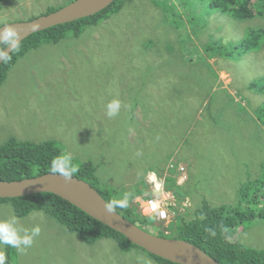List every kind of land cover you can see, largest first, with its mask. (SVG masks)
I'll return each instance as SVG.
<instances>
[{
  "label": "rangeland",
  "instance_id": "374dc122",
  "mask_svg": "<svg viewBox=\"0 0 264 264\" xmlns=\"http://www.w3.org/2000/svg\"><path fill=\"white\" fill-rule=\"evenodd\" d=\"M72 1L0 0V24L29 21ZM171 3L175 9L162 8ZM252 30L263 31L259 49H233L232 58L216 52ZM262 79L264 18L237 21L203 0L126 1L97 25L17 60L0 86V146L53 140L73 163L92 165L98 189L128 197L165 186L175 174L169 167L181 164L184 197L168 222L149 217L155 235L170 236V225L193 218L204 202L235 206L239 187L260 176L264 126L257 111L264 95L248 86ZM113 100L121 108L109 118ZM138 200L129 206L148 217ZM12 216L11 203L0 201V220ZM16 218L23 229L39 225L41 234L23 252L0 245L5 264H157L142 249L123 252L110 239L86 244L39 211ZM233 233L234 241L264 251V221L243 222Z\"/></svg>",
  "mask_w": 264,
  "mask_h": 264
},
{
  "label": "trees",
  "instance_id": "16d2710c",
  "mask_svg": "<svg viewBox=\"0 0 264 264\" xmlns=\"http://www.w3.org/2000/svg\"><path fill=\"white\" fill-rule=\"evenodd\" d=\"M126 1L130 0H115L108 8L94 16L59 25L24 39L20 42L19 50L11 54L12 59L0 65V86L4 82L6 73L27 52L36 49L41 44L56 43L63 39L66 33L78 35L84 26L97 25L100 21L108 19L109 16L117 14ZM176 1L181 3L190 0ZM203 1L207 2L209 9L216 10L237 21L250 20L255 17L264 18V0ZM166 7L169 8V11L175 9L173 3L170 6L168 4L162 6V8ZM57 9L59 8L49 9L45 14ZM262 38V30H252L238 42L229 43L226 46L216 44L218 47H215V50L222 57L232 58L234 56L233 49L238 52L259 49ZM248 89L264 95V79L251 82ZM257 118L264 126V101L257 111ZM57 143L49 140L35 144L15 142L10 139L5 145L0 146V181H18L53 173L51 171L52 161L61 156V150ZM73 164L78 169L73 176L90 184L107 203L124 197L123 191L114 188L110 190L98 189L96 187L98 179L94 174L95 169L90 163ZM165 186L168 191L177 196L178 200H182L184 192H182L181 187L183 186H176L172 176L166 178ZM145 193L146 189L142 194H140V190H135L128 197V203L136 196L139 197ZM0 201H9L15 216L19 218L26 217L32 212H42L53 218L67 231L76 233L81 241L86 244L91 245L102 239H110L123 252L137 248L122 235L53 194L41 193L14 199H0ZM115 211L141 229L152 234L155 233L156 227L150 220L151 218L141 216L137 209L130 207L129 204L127 208H117ZM256 220L258 222L264 221V166L259 177L239 187L235 206L212 207L208 202H204L201 208L194 212L193 218L186 220L181 217L175 224L170 225L172 230L170 236H164L162 233L158 236L189 242L220 264H264V251L252 249L233 239V230L238 225ZM146 226L149 229L145 228ZM9 249L10 247L7 246V250ZM148 255L157 264H173Z\"/></svg>",
  "mask_w": 264,
  "mask_h": 264
},
{
  "label": "water",
  "instance_id": "95a60500",
  "mask_svg": "<svg viewBox=\"0 0 264 264\" xmlns=\"http://www.w3.org/2000/svg\"><path fill=\"white\" fill-rule=\"evenodd\" d=\"M114 1L74 0L67 6L38 18L6 24L0 28L15 27L20 32L22 42L44 30L94 16L108 8ZM41 193L61 198L122 235L137 248L162 260L173 264H220L189 242L159 237L131 223L116 211L109 213L106 210L108 203L96 189L74 176L71 180H65L58 173H47L18 181H0V199H14Z\"/></svg>",
  "mask_w": 264,
  "mask_h": 264
},
{
  "label": "clouds",
  "instance_id": "9594fccd",
  "mask_svg": "<svg viewBox=\"0 0 264 264\" xmlns=\"http://www.w3.org/2000/svg\"><path fill=\"white\" fill-rule=\"evenodd\" d=\"M20 32L11 26L0 28V64L9 62L12 59V53L19 50L20 47ZM121 108L119 100H113L106 105V115L111 118L118 115ZM51 171L58 173L65 180H71L73 174L78 169L73 164V158L70 154H64L56 157L51 164ZM128 195L125 194L122 199L113 200L106 205V210L109 213H115L117 208L128 207ZM41 227L23 229L18 226V221L15 216L5 220H0V245H7L20 252L32 247L35 239L40 236ZM5 256L0 254V264H5Z\"/></svg>",
  "mask_w": 264,
  "mask_h": 264
},
{
  "label": "built area",
  "instance_id": "2783aa9c",
  "mask_svg": "<svg viewBox=\"0 0 264 264\" xmlns=\"http://www.w3.org/2000/svg\"><path fill=\"white\" fill-rule=\"evenodd\" d=\"M169 170L173 173L175 171V174L170 176L175 180L176 186L182 185L184 180H186V175L182 174L185 170L184 166L181 164H179L177 168L170 166ZM177 174H179L178 181L175 179ZM164 184L165 182L157 184L159 188L150 185L148 187L149 191H146L144 195L138 197V202L140 201V209H142L141 207H144L145 210H142L147 211L148 213L145 215L148 217H154V219L159 222H168L170 219V213L176 209L178 204L177 196L173 192L168 191Z\"/></svg>",
  "mask_w": 264,
  "mask_h": 264
},
{
  "label": "flooded vegetation",
  "instance_id": "af4514ba",
  "mask_svg": "<svg viewBox=\"0 0 264 264\" xmlns=\"http://www.w3.org/2000/svg\"><path fill=\"white\" fill-rule=\"evenodd\" d=\"M72 2H73V1H72ZM69 4H70V3H69ZM29 21H30V20H29ZM9 22H11V21H10V20H7L6 22L1 23V24H0V27H1V26H4V25H6V24H10ZM14 23H15V22H14Z\"/></svg>",
  "mask_w": 264,
  "mask_h": 264
}]
</instances>
